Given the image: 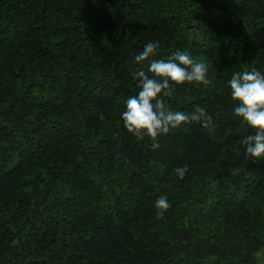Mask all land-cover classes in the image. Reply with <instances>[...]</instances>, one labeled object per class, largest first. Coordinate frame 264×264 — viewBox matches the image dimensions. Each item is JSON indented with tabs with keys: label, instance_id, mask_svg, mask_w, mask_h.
Masks as SVG:
<instances>
[{
	"label": "trees",
	"instance_id": "16d2710c",
	"mask_svg": "<svg viewBox=\"0 0 264 264\" xmlns=\"http://www.w3.org/2000/svg\"><path fill=\"white\" fill-rule=\"evenodd\" d=\"M149 41L206 63L207 84L163 99L209 128L127 132ZM252 69L264 0H0V264H264V160L228 86Z\"/></svg>",
	"mask_w": 264,
	"mask_h": 264
},
{
	"label": "clouds",
	"instance_id": "9594fccd",
	"mask_svg": "<svg viewBox=\"0 0 264 264\" xmlns=\"http://www.w3.org/2000/svg\"><path fill=\"white\" fill-rule=\"evenodd\" d=\"M158 41L147 42L143 50L135 55L134 61L139 69L133 73L138 93L125 101L121 118L127 132L134 137H149L156 140L172 129L200 121L205 129L212 125V117L200 109L198 114L172 110L163 99L169 96L176 86L187 84H207L208 66L197 61L187 50H177L167 59H156ZM147 68H144V65ZM233 117L242 127L251 128L254 135L242 138L246 154L250 158L264 160V72L252 69L237 71L228 81ZM159 148L158 143L152 145ZM189 171L187 164L174 169L183 179ZM157 214L162 216L170 203L161 195L155 201Z\"/></svg>",
	"mask_w": 264,
	"mask_h": 264
},
{
	"label": "rangeland",
	"instance_id": "374dc122",
	"mask_svg": "<svg viewBox=\"0 0 264 264\" xmlns=\"http://www.w3.org/2000/svg\"><path fill=\"white\" fill-rule=\"evenodd\" d=\"M259 258H260L261 260H263V263H264V253H261V254L259 255Z\"/></svg>",
	"mask_w": 264,
	"mask_h": 264
}]
</instances>
